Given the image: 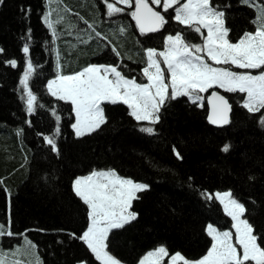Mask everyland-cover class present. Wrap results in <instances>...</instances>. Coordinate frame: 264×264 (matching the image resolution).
I'll list each match as a JSON object with an SVG mask.
<instances>
[{"label":"trees","instance_id":"obj_1","mask_svg":"<svg viewBox=\"0 0 264 264\" xmlns=\"http://www.w3.org/2000/svg\"><path fill=\"white\" fill-rule=\"evenodd\" d=\"M212 4L225 12L232 42L245 31H255L251 21L256 13L241 0H212ZM118 6L124 11L108 17L102 0L0 2V223L7 225L10 216L15 234L2 236V247L14 248L27 237L43 264H98L86 245L69 235L79 236L87 227V207L75 196L72 182L93 170L109 169L149 186L132 203L138 218L109 235L108 250L121 263L137 264L158 246L166 247L169 256L180 252L189 260L202 257L211 245L206 226L228 230L232 224L218 201L204 198L205 191H231L245 206L244 218L264 247V126L259 122L264 110L253 114L243 108L245 94L218 88L205 93L216 90L231 105L230 123L220 127L208 122L205 101L197 106L187 97L169 100L159 122L151 125L154 135L140 131L149 125L129 116L126 105L105 103L107 122L98 131L76 138L71 105L47 93V81L56 76L53 48L60 53L62 74L90 64H120L127 78L143 83L145 49L162 50L165 37L177 31L190 43H202L199 34L173 19V9L162 12L168 23L160 31L141 35L131 18L132 8ZM50 10L53 21L62 17L55 24V44L43 19ZM120 27L126 30L123 35ZM29 29L30 58L36 66L30 85L43 105L31 116L18 90ZM12 59L17 60V68L6 63ZM53 109L61 117V135L56 138L59 155L38 135L53 133ZM226 144L227 152L222 150Z\"/></svg>","mask_w":264,"mask_h":264},{"label":"snow or ice","instance_id":"obj_2","mask_svg":"<svg viewBox=\"0 0 264 264\" xmlns=\"http://www.w3.org/2000/svg\"><path fill=\"white\" fill-rule=\"evenodd\" d=\"M51 2L49 0V4ZM103 2L108 17L124 11L118 5L128 8L134 6L130 15L141 35L160 31L168 23L162 12L167 13L173 9V19L199 34L202 43H190L183 32L177 31L165 37L162 51L145 49L146 66L142 73L146 83H140L134 77L127 78L120 70V64H91L79 72L63 75L60 71V53L53 48L57 73L54 79L47 81V93L71 105L75 117L71 128L76 138L98 131L107 122L102 106L105 103L126 105L129 116L137 122H147L149 126L141 127L140 131L149 135L155 134L151 125L159 122L161 109L169 100L187 97L191 103L202 106L205 97L201 94L209 89L219 88L228 93L245 94L242 98L243 108L253 114L264 110V4L259 0H241L242 4L253 8L256 13L251 21L255 31L243 32L236 42L229 38L230 29L225 26V12L213 6L212 0H134V4L133 0ZM151 5L162 8V11ZM51 15L50 10L44 14L43 19L52 34V43L55 44L58 39L55 24L62 22V17L53 21ZM88 27L93 28V25L88 24ZM125 31V28H119L121 35ZM30 32L29 29V36L24 37L22 52L25 66L19 77L18 88L29 116L36 112L37 107H43L30 85L36 73V66L30 58ZM96 36L100 37L101 34L96 32ZM112 51L120 56L115 47ZM2 52L3 49H0ZM6 63L13 68L18 67L15 59ZM233 67L260 71L254 75L251 71H233ZM206 99L209 107L208 121L214 125L230 123L231 105L228 100L217 91H212ZM52 116L56 122L53 133L38 135H42L51 151L59 155L56 138L61 135V117L55 109L52 110ZM259 122L264 126V115ZM28 123L31 124L30 121ZM229 149L230 145L226 144L222 150L227 152ZM173 151L178 159H182L175 148ZM148 188L147 184L121 177L113 169L93 170L88 175L76 177L72 189L87 207V227L79 236L75 233L69 235L82 241L98 264H121L108 250L109 235L113 230L122 229L138 218V214L131 210L132 203L139 198L138 193ZM202 195L206 200L215 199L223 206L224 213L231 218L234 232L219 230L209 223L206 233L211 239V245L206 254L199 259L189 260L176 252L170 256L168 264H264V247L258 243L252 225L243 218L245 206L233 197L231 191L214 194L205 191ZM5 235H15L11 231L10 216L7 225L0 223V237ZM8 257L14 259L9 260ZM28 257H34L35 264H43L36 253V245L27 239L24 245L10 252L0 249V264H26ZM166 257H169L166 247L158 246L147 252L139 264H164ZM27 264H32V261L27 260ZM80 264L87 262L81 261Z\"/></svg>","mask_w":264,"mask_h":264},{"label":"rangeland","instance_id":"obj_3","mask_svg":"<svg viewBox=\"0 0 264 264\" xmlns=\"http://www.w3.org/2000/svg\"><path fill=\"white\" fill-rule=\"evenodd\" d=\"M205 35H206V31H205ZM162 51V50H161ZM211 63V62H210ZM97 65H101V64H97ZM232 70L233 71H251V73L252 74H258L259 73V71L260 70H240V69H236V68H232ZM60 71H61V69H60ZM56 73H57V63H56ZM55 78V76L52 78V79H54ZM143 83H146V80H145V82H143ZM219 89V88H218ZM221 90H223V89H221ZM201 95H203L204 96V93H202ZM205 97V96H204ZM204 101V100H203ZM203 101L201 102V103H203ZM74 115V114H73ZM74 122H75V117H74ZM90 174V173H89ZM88 175V174H87ZM84 176V175H83ZM216 192H225V191H216ZM215 193V192H214ZM213 193V194H214ZM223 207V206H222ZM230 218V217H229ZM244 218V217H243ZM231 219V218H230ZM245 219V218H244ZM228 230H231V231H233L234 232V230L231 228V229H228ZM25 239H27V240H29L27 237H22V239H21V243L18 245V246H15L14 248H9V249H5V248H3L2 246H3V243L1 242V237H0V248H2L4 251H8V252H10V251H12V250H14L15 248H17V247H19V246H22V245H24V243H25ZM233 241H234V237H233ZM5 244L9 247V242L8 241H5ZM4 247H6V246H4ZM8 247H6V248H8ZM238 247V246H237ZM157 248V247H156ZM151 251V250H150ZM149 252V251H148ZM207 252V251H206ZM36 253H37V250H36ZM206 254V253H205ZM38 255V254H37ZM170 257H166L165 258V261H164V264H168V259H169ZM7 259H9V260H12V259H14V257H8ZM27 260H31L32 261V264H35V258L34 257H28L27 258ZM27 260H26V264H27ZM140 261V260H139ZM78 264H80V262L78 263ZM121 264H123V263H121ZM137 264H139V262L137 263Z\"/></svg>","mask_w":264,"mask_h":264},{"label":"water","instance_id":"obj_4","mask_svg":"<svg viewBox=\"0 0 264 264\" xmlns=\"http://www.w3.org/2000/svg\"><path fill=\"white\" fill-rule=\"evenodd\" d=\"M133 4H134V0H133ZM153 8H155L156 10H157V8L156 7H154L153 5H151ZM134 10V6L132 7V11ZM132 18V17H131ZM132 21H133V23H134V25H135V21L132 19ZM136 26V25H135ZM138 30V29H137ZM212 91H216V90H212ZM211 91V92H212ZM211 92L206 96V98L209 96V95H211ZM218 92V91H217ZM220 95H223V94H221L220 92H218ZM224 96V95H223ZM225 97V96H224ZM205 98V103H206V105H207V109H208V113H207V120H208V114H209V107H208V104H207V99ZM226 98V97H225ZM227 99V98H226ZM230 104V103H229ZM231 113V112H230ZM229 118H230V114H229ZM209 122V121H208ZM210 123V122H209ZM211 124V123H210ZM212 125H214V124H212ZM214 126H217V127H220V126H224V125H214Z\"/></svg>","mask_w":264,"mask_h":264},{"label":"crops","instance_id":"obj_5","mask_svg":"<svg viewBox=\"0 0 264 264\" xmlns=\"http://www.w3.org/2000/svg\"><path fill=\"white\" fill-rule=\"evenodd\" d=\"M102 2H103V0H102ZM103 4H104V5H105V7H106V4H105L104 2H103ZM81 70H82V69H81ZM81 70H80V71H81ZM65 75H70V74H65Z\"/></svg>","mask_w":264,"mask_h":264},{"label":"bare ground","instance_id":"obj_6","mask_svg":"<svg viewBox=\"0 0 264 264\" xmlns=\"http://www.w3.org/2000/svg\"><path fill=\"white\" fill-rule=\"evenodd\" d=\"M136 27V26H135ZM137 29V28H136Z\"/></svg>","mask_w":264,"mask_h":264}]
</instances>
